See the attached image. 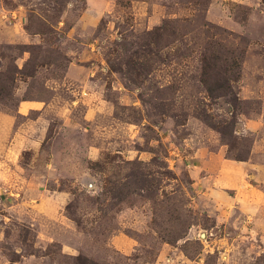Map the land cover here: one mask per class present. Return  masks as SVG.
I'll return each mask as SVG.
<instances>
[{
    "label": "rangeland",
    "instance_id": "rangeland-1",
    "mask_svg": "<svg viewBox=\"0 0 264 264\" xmlns=\"http://www.w3.org/2000/svg\"><path fill=\"white\" fill-rule=\"evenodd\" d=\"M0 264H264V0H0Z\"/></svg>",
    "mask_w": 264,
    "mask_h": 264
},
{
    "label": "crops",
    "instance_id": "crops-1",
    "mask_svg": "<svg viewBox=\"0 0 264 264\" xmlns=\"http://www.w3.org/2000/svg\"><path fill=\"white\" fill-rule=\"evenodd\" d=\"M25 104H26V102H22L19 105V112H22L23 108L26 106ZM37 108H39V107H37V106H35L33 104H30L29 107H28V109H37Z\"/></svg>",
    "mask_w": 264,
    "mask_h": 264
}]
</instances>
